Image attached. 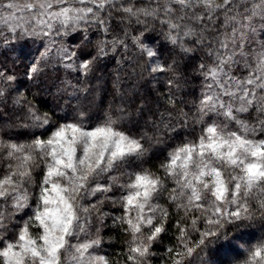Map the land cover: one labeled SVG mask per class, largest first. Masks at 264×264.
Instances as JSON below:
<instances>
[{
	"label": "snow or ice",
	"instance_id": "6c2138e0",
	"mask_svg": "<svg viewBox=\"0 0 264 264\" xmlns=\"http://www.w3.org/2000/svg\"><path fill=\"white\" fill-rule=\"evenodd\" d=\"M37 39L28 81L56 60L86 96L134 47L166 106L57 117L0 63V264H264V0H0V46Z\"/></svg>",
	"mask_w": 264,
	"mask_h": 264
},
{
	"label": "trees",
	"instance_id": "16d2710c",
	"mask_svg": "<svg viewBox=\"0 0 264 264\" xmlns=\"http://www.w3.org/2000/svg\"><path fill=\"white\" fill-rule=\"evenodd\" d=\"M67 42L74 44L75 40L66 38ZM95 40V36H93ZM44 50V44L37 39L35 42L29 41L24 45L20 59L17 58V53L12 54L10 48L0 46V63H3L9 69H13L17 75L18 81L22 87H27L29 98L35 97V101L41 107V111H52L55 116H63L65 113L69 117L73 114V110L79 105L89 110L93 115L97 112H103V109L110 102L114 101V106L124 102L129 106L132 113V119H139L140 126L143 125V118L136 116V107L143 104L146 109L145 118L148 110H155L157 107L163 111L166 106L167 86L164 76H159V80L153 77L158 74H150L149 71H144L139 64H143V59L139 57L137 50L130 47L127 52L123 49L114 54L108 60H105L90 77L87 86L91 91L85 96L84 93H77L75 96H70L73 89L68 87L65 91H58L64 88L62 81H72L76 83L77 74L65 69L55 63V67H49L46 72L41 75L38 80L28 81L24 76L26 71L23 61L24 55L38 56ZM135 68V75L133 69ZM190 71V69H189ZM119 77L118 84L116 78ZM198 82H192L186 90L196 88ZM158 97H163L158 101ZM187 100L193 99V95L182 97ZM0 107H3L0 105ZM179 107V106H178ZM9 109L11 105L9 101ZM153 164L157 161L153 160ZM104 212H115L111 205L103 209ZM101 228V236L104 241V249L109 253L119 252L123 248V240L126 239L117 229L112 227L111 219L106 218L104 225L97 224ZM162 251V248L157 249ZM160 256L154 260V264H159Z\"/></svg>",
	"mask_w": 264,
	"mask_h": 264
},
{
	"label": "rangeland",
	"instance_id": "374dc122",
	"mask_svg": "<svg viewBox=\"0 0 264 264\" xmlns=\"http://www.w3.org/2000/svg\"><path fill=\"white\" fill-rule=\"evenodd\" d=\"M68 43H69V42H68ZM69 44H72V43H69ZM10 50H11V49H10ZM9 52L12 53V54H16V52H14V51H12V50L9 51ZM51 55H52V57H55V51H54V50H53V52H52ZM51 63H52V64H55V63L57 64L58 62H57L56 60H52ZM56 64H55V65H56ZM60 67H61V66H60ZM61 68H62V67H61ZM62 69H64V68H62Z\"/></svg>",
	"mask_w": 264,
	"mask_h": 264
}]
</instances>
